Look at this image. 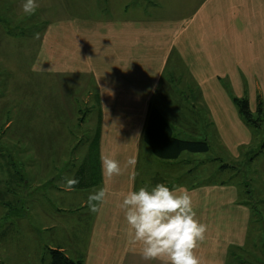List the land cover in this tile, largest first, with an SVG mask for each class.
Returning a JSON list of instances; mask_svg holds the SVG:
<instances>
[{
	"label": "crops",
	"instance_id": "crops-1",
	"mask_svg": "<svg viewBox=\"0 0 264 264\" xmlns=\"http://www.w3.org/2000/svg\"><path fill=\"white\" fill-rule=\"evenodd\" d=\"M151 1H127L123 16L69 12L48 27L45 58L49 87L54 80L52 88H59L61 75L69 98L79 96L83 104L90 106L91 116L87 120L96 119V126L91 132L93 142L84 150L80 165L83 170L79 182L85 179V183L80 182L78 188L67 194L51 192L55 198H47L57 201L55 205L41 203L39 196L31 195L30 211L38 217L36 225L40 227L39 219L43 218L46 220H42L40 229L60 227L59 231L47 234L51 242L45 248L34 244L35 249L27 254L38 256L35 264L48 262L49 248L64 250L71 258L83 259L85 264H159L143 261L140 247L128 243L126 222L118 207L122 194L135 190L138 183L150 188L162 182L164 178L158 172L157 183L149 182L153 170L165 171L166 177L171 173L168 170L183 164L184 157L193 161L197 160L195 155L209 153L217 136L236 157L241 155L240 147L253 140L252 129L240 115L230 86L238 90L239 93L234 92L238 97L245 93L249 86L246 83H250V107L258 110L259 101L264 99V0H205L203 4L189 0L183 6L191 2L194 12L190 17L152 14L151 9H156L162 0ZM220 10L221 15H216ZM151 105L164 116L172 136L207 140L210 151L184 150L177 158L156 155L146 139ZM85 118L86 115L82 120ZM93 143L95 146H91ZM102 153H114L122 168L129 157L134 156L137 164L107 180L101 171ZM67 173L66 170L53 178L55 190H64L59 183H65ZM188 182L179 186L188 189L197 218L208 226L206 238L196 253L202 264H216L219 247L223 252L232 243L243 247L250 225L256 224L257 230L261 224L254 221L248 202L236 200L240 190L237 186L234 185L238 189L234 193V188L225 183ZM101 187H107L110 194L102 210L93 213L86 204L87 193ZM220 198L225 206L223 216L230 212L228 206L235 204V211L240 214L235 212L239 226L230 229L231 223L224 221L216 227ZM9 214L12 213L1 215L6 226H1L0 244H11L19 238L17 232L13 234L17 227L9 222ZM224 223L229 226L222 230ZM30 236L38 239L35 231H30ZM225 254L219 264L228 263Z\"/></svg>",
	"mask_w": 264,
	"mask_h": 264
},
{
	"label": "rangeland",
	"instance_id": "rangeland-1",
	"mask_svg": "<svg viewBox=\"0 0 264 264\" xmlns=\"http://www.w3.org/2000/svg\"><path fill=\"white\" fill-rule=\"evenodd\" d=\"M127 1L133 0H38L40 6L36 14L27 16L22 11L23 0H0V229L2 225L6 226L1 215L12 213L8 220L15 223L17 229L13 234L17 232L19 237L11 244H0V255L4 256L0 258V264L37 263L38 256L27 254L35 249L34 244L45 248L51 242L47 234L59 231L60 227L50 231L40 229L43 218L39 219L40 227L36 225L38 217L30 211L31 195L39 196L41 203L55 205L57 201L47 198H55L51 192L67 194V191L55 190L52 186L53 178L59 174L62 176V172L66 170L67 177L71 174V178H74L83 164L84 150L89 149L88 145L93 142H90L93 138L91 132L95 130L96 119L92 122L87 120L91 116L90 106L83 104L84 101L79 96L69 98V89L62 87L61 75L60 87L52 88L54 80L50 81L49 87L46 73L48 61L45 58L48 55V27L51 22L68 16L69 12L101 17L123 16ZM188 1L162 0L151 11L159 16L190 17L194 12L190 8L191 2L187 3V7L183 6ZM202 1L205 0H199V3L203 4ZM151 2L153 1L148 0L149 4ZM221 13L220 10L216 15ZM37 33L38 39L34 38ZM246 84L249 86L245 88V93L238 97H251L250 83ZM230 89L233 96H237L234 92H239L233 85ZM258 97L261 99V95ZM73 102L75 104H71ZM262 117V128H250L253 140L240 147L241 155L238 157L230 154L222 139L217 136L213 139L212 150L195 155L197 160L191 161L189 157H184L183 164L168 170L171 173H167L166 177L165 171L157 169L149 175V182L152 184L158 180L155 172L161 173V179H164L160 183L170 188L179 187L182 183L188 185V181H193L195 185L225 183L233 188L235 185L240 189L234 188L231 191L235 193L238 190L236 200L256 202L261 227L256 230V224L250 221L252 225L246 244L242 247L236 245L238 243H232L230 247L227 246L228 249L225 247L224 252L222 246L219 247L215 255L216 264L223 262L226 251L229 252L228 255L225 254L227 264H264V113ZM224 163H231L234 167L222 168ZM61 184L63 183L60 182L59 185ZM141 186H145L144 183H138L135 190ZM154 186L152 184L150 188ZM217 205L220 206L216 207V214L220 216L215 218L216 227L224 221L231 224L229 226L224 223L222 230L225 225L230 229L239 226L240 219L236 217L235 204L228 206L230 212L225 216L222 199ZM72 221L76 226L78 222L75 219ZM30 231H35L38 236L35 238L38 239H32ZM75 232L78 233L77 229ZM219 234L221 237L224 235L220 230ZM4 250H7V255Z\"/></svg>",
	"mask_w": 264,
	"mask_h": 264
},
{
	"label": "clouds",
	"instance_id": "clouds-1",
	"mask_svg": "<svg viewBox=\"0 0 264 264\" xmlns=\"http://www.w3.org/2000/svg\"><path fill=\"white\" fill-rule=\"evenodd\" d=\"M38 0H23L25 15H35L39 8ZM36 39L39 34H35ZM51 70V69H49ZM102 175L111 180L120 176L129 167L134 168L136 158L129 157L124 167L115 159V154H101ZM135 173H133V176ZM61 184L66 191H73L79 184L77 178H64ZM107 187L94 189L87 197V207L99 213L107 203ZM126 222V236L130 245L139 246L141 259L159 264H202L196 250L205 240L208 226L197 218L193 197L183 186L170 188L164 183L154 187L141 186L122 194L118 204Z\"/></svg>",
	"mask_w": 264,
	"mask_h": 264
},
{
	"label": "trees",
	"instance_id": "trees-1",
	"mask_svg": "<svg viewBox=\"0 0 264 264\" xmlns=\"http://www.w3.org/2000/svg\"><path fill=\"white\" fill-rule=\"evenodd\" d=\"M233 99L238 107L240 115L244 120H246V123L250 127L261 129V125L263 122L262 116L264 113L262 101H259L257 107L258 110H256V112L254 113L250 107L249 97L235 96L233 97ZM150 116V128L147 131L146 139L156 155L166 158H177L181 151L184 150L200 153L210 151L211 146L209 141L207 140H189L172 136V132L170 131L169 125L166 122L164 116L154 105H151L150 107ZM96 140H98L97 137ZM91 146H95V144L93 143ZM221 167L231 168L234 167V165H232L231 163H224ZM81 169L83 170V167L78 169L79 171L75 173L74 178H77L79 180V174H81L82 171ZM84 180L85 179L80 182H84ZM80 182L75 186V188H78L80 186ZM249 204L252 206V210L254 212L253 215L256 216L254 217L255 221L260 224L261 220L258 218L259 215L258 210L256 209V202H249ZM48 250L49 251H47V253L49 259L45 264H85L83 259L71 258L66 254L64 250H61L59 248H49Z\"/></svg>",
	"mask_w": 264,
	"mask_h": 264
}]
</instances>
